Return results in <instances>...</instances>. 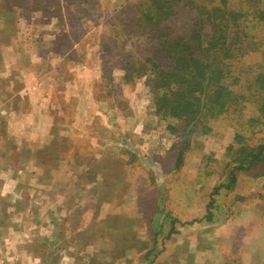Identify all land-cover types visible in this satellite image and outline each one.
Wrapping results in <instances>:
<instances>
[{
    "label": "rangeland",
    "instance_id": "1",
    "mask_svg": "<svg viewBox=\"0 0 264 264\" xmlns=\"http://www.w3.org/2000/svg\"><path fill=\"white\" fill-rule=\"evenodd\" d=\"M140 2L0 0V241L7 230L31 231L36 222L62 228L67 221L79 228L101 211L121 217L115 221L129 236L135 232L126 227L128 218L138 233L161 227L155 240L179 233L206 242L205 228L224 224L239 209L240 193L252 185L251 195L262 190L264 221V165L230 179L234 130L225 123L238 106L212 123L215 132L203 134L205 122L191 132L161 116L157 105L156 72L171 67L163 43L172 28L176 35L187 32L195 18L192 7L175 3L164 21L154 16L147 25L137 11ZM230 2L233 10L248 11L242 19L248 24L245 49L233 54L232 66L263 74L264 22L251 21V15L252 4L264 0ZM124 9H130V19L116 28ZM246 136L256 144L264 138V125ZM104 176L115 180L106 190L115 186L120 198L98 204L90 199L94 184L85 189L83 183ZM16 209L27 212L4 215ZM3 244L5 254L14 252Z\"/></svg>",
    "mask_w": 264,
    "mask_h": 264
},
{
    "label": "trees",
    "instance_id": "2",
    "mask_svg": "<svg viewBox=\"0 0 264 264\" xmlns=\"http://www.w3.org/2000/svg\"><path fill=\"white\" fill-rule=\"evenodd\" d=\"M85 1L92 3L93 0ZM175 3L177 8L180 5L185 10L187 6L192 7L195 18L182 35H176L173 28L170 29V40L163 43L165 57L171 67L156 72L157 81L153 90L158 95L157 105L162 111L161 116L184 128L192 127L191 132L205 122L201 130L203 134L215 132L213 125L228 118L229 109L237 105L230 110L229 123H225L226 128L228 125L234 130L228 147L236 155L230 172L233 181L238 172L255 171L264 165V138L256 144H248L251 140L246 138L248 130L262 131L264 125V75L256 72L249 75L245 67L232 66L233 54L238 51L243 53L245 49L243 46L248 38L245 28L248 24L242 19L247 17L248 11L241 13L236 8L233 10L228 7L232 4H228V0H142L137 11L148 25L154 16H162L164 18L160 21H164L172 13L169 11L174 12ZM252 6L255 9L251 21L257 19V23L264 22V2ZM127 12L130 9L120 12L124 19L118 26L114 24L116 28L129 21L130 18L125 15ZM69 16L72 17L71 13ZM115 35L117 38L118 33ZM132 70L133 64L130 63L127 74Z\"/></svg>",
    "mask_w": 264,
    "mask_h": 264
},
{
    "label": "crops",
    "instance_id": "3",
    "mask_svg": "<svg viewBox=\"0 0 264 264\" xmlns=\"http://www.w3.org/2000/svg\"><path fill=\"white\" fill-rule=\"evenodd\" d=\"M3 4L4 7L7 6L6 2ZM109 178L104 176L99 180L97 177L83 183L85 189L90 184H94L96 188L90 199L97 200L99 204L120 198V193L114 194L115 186L106 190L105 186L115 185V180L108 181ZM254 179L255 176L252 181ZM258 180L256 178V188ZM254 187L252 185L251 190L244 189L246 192L240 193L242 199L237 204L239 209L235 213L231 212L224 224L218 229L214 226L205 228L204 232L209 229L210 235V240L206 242L187 240L185 236L180 237L179 233L173 235L176 239L155 240V233L161 231V227L155 230L146 229L144 232L142 229L138 233L131 226L133 220L128 218L126 223L129 226L126 227L131 229L130 232H135L132 234L134 236H129L125 230L120 232L118 224L121 217L113 214L110 216L98 210V215L91 216V220L87 219V224H82L79 228H72L66 221L62 228L52 225L40 227L39 222H36V229L31 231L17 228L14 235L15 228L7 230L0 241V264H264V249L260 245L261 238H264L263 210L259 208L263 205L259 193L262 190L255 189L258 192L251 195ZM231 205L228 207L233 211L235 205ZM26 212L21 209L6 210L4 215L13 218ZM15 222L17 225L19 221ZM12 225L16 227L15 224ZM242 230L245 231L244 236ZM239 232L240 239L239 236L236 239L231 238L232 234ZM4 240L14 248V252L5 254Z\"/></svg>",
    "mask_w": 264,
    "mask_h": 264
}]
</instances>
